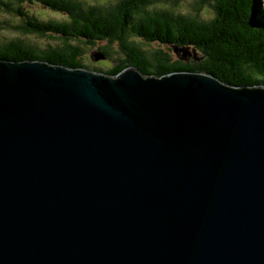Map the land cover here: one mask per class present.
<instances>
[{"label":"water","instance_id":"1","mask_svg":"<svg viewBox=\"0 0 264 264\" xmlns=\"http://www.w3.org/2000/svg\"><path fill=\"white\" fill-rule=\"evenodd\" d=\"M0 264H264V84L0 59Z\"/></svg>","mask_w":264,"mask_h":264},{"label":"trees","instance_id":"2","mask_svg":"<svg viewBox=\"0 0 264 264\" xmlns=\"http://www.w3.org/2000/svg\"><path fill=\"white\" fill-rule=\"evenodd\" d=\"M180 2L0 0V11L14 18L0 19L1 27L49 39L42 47L22 36L0 35V59L48 61L111 75L131 66L158 76L202 72L236 86L264 84V0H195L192 11L178 7ZM35 6L57 17L35 12ZM209 7L214 15L207 19L201 12ZM85 45L97 47L95 60L104 56L100 60L111 66L87 65Z\"/></svg>","mask_w":264,"mask_h":264},{"label":"rangeland","instance_id":"3","mask_svg":"<svg viewBox=\"0 0 264 264\" xmlns=\"http://www.w3.org/2000/svg\"><path fill=\"white\" fill-rule=\"evenodd\" d=\"M87 2H91V3H95V2H100V3H104V4H114L115 2H117L118 0H86ZM195 0H181V2L179 3L178 7H182L185 10H194L196 8L195 3H193ZM32 9L35 12H42V14L47 15L49 17H57V15L55 14H49L44 12V8L43 7H39V6H35L32 7ZM203 13V15L205 16V18H209L210 16L214 15L213 9L211 7L206 8V9H202L201 14ZM14 19L12 17V15L10 14H5L3 12L0 11V19ZM262 19H264V4L262 3ZM0 35L1 37L5 35V37H16V36H22L20 35L18 32L14 33L12 32L10 29H5L3 27L0 26ZM26 39L27 42L34 44V45H38V46H46L49 43V39L48 38H42V37H37L36 35H28V36H22ZM153 47H156V45H152ZM151 46V47H152ZM150 48V47H149ZM97 47H93L90 45H85L84 46V62L89 65L90 67H98V68H103L106 69L109 66H111V62L107 61V60H95L94 56L92 53L96 52ZM164 49H166L164 47ZM117 50V49H116ZM171 53V52H170Z\"/></svg>","mask_w":264,"mask_h":264}]
</instances>
